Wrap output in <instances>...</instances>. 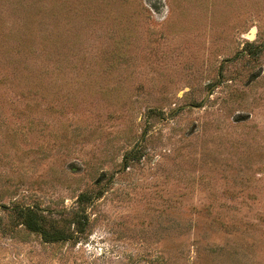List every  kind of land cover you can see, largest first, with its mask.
Returning <instances> with one entry per match:
<instances>
[{
	"label": "rangeland",
	"instance_id": "obj_1",
	"mask_svg": "<svg viewBox=\"0 0 264 264\" xmlns=\"http://www.w3.org/2000/svg\"><path fill=\"white\" fill-rule=\"evenodd\" d=\"M0 264H264V0H0Z\"/></svg>",
	"mask_w": 264,
	"mask_h": 264
},
{
	"label": "trees",
	"instance_id": "obj_2",
	"mask_svg": "<svg viewBox=\"0 0 264 264\" xmlns=\"http://www.w3.org/2000/svg\"><path fill=\"white\" fill-rule=\"evenodd\" d=\"M124 160L128 161L130 159L128 156H125ZM87 198L88 197L85 194L79 196V199L81 200ZM17 217L25 229L40 235L44 242H64L70 238V235H67L66 230L60 227L63 221L52 220L33 208L28 207L19 209ZM82 219L83 218L80 215H76L74 216L72 223L81 226L83 225Z\"/></svg>",
	"mask_w": 264,
	"mask_h": 264
}]
</instances>
